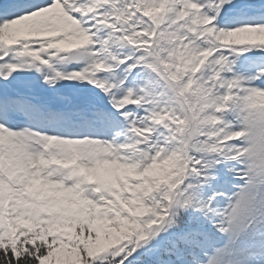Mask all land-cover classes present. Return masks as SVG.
<instances>
[{
  "label": "snow or ice",
  "instance_id": "1",
  "mask_svg": "<svg viewBox=\"0 0 264 264\" xmlns=\"http://www.w3.org/2000/svg\"><path fill=\"white\" fill-rule=\"evenodd\" d=\"M0 264H264V0H0Z\"/></svg>",
  "mask_w": 264,
  "mask_h": 264
}]
</instances>
